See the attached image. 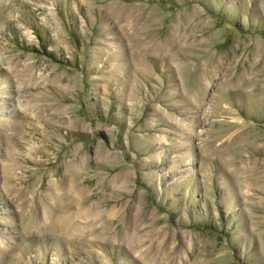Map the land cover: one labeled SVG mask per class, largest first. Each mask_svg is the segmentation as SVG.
<instances>
[{
    "label": "rangeland",
    "instance_id": "1",
    "mask_svg": "<svg viewBox=\"0 0 264 264\" xmlns=\"http://www.w3.org/2000/svg\"><path fill=\"white\" fill-rule=\"evenodd\" d=\"M134 245L264 264V0H0V264Z\"/></svg>",
    "mask_w": 264,
    "mask_h": 264
},
{
    "label": "bare ground",
    "instance_id": "2",
    "mask_svg": "<svg viewBox=\"0 0 264 264\" xmlns=\"http://www.w3.org/2000/svg\"><path fill=\"white\" fill-rule=\"evenodd\" d=\"M123 16L126 17L127 14L123 13ZM166 39H165L164 42H158V41L154 40L153 48L157 49V50H160V49L162 50V49H164V47H167V43H168L169 39L168 38H166ZM116 181L119 182L120 185H125L127 183V181H128L127 175L125 173H123L121 175H117V180ZM114 211L111 208L108 211L104 212V215L109 217L110 215H112L114 213ZM100 215H101V213H100ZM190 240H191V238H189V241ZM189 244L191 245V241H190ZM132 249L134 251H138L139 256H141V258L146 259V260L151 261V262H154V263L176 264V261H177V257L176 256H171L172 255L171 252H167V253H164V254H159L160 256L158 257L157 254H150L148 251L147 252H141L140 251L141 249L137 245L132 246Z\"/></svg>",
    "mask_w": 264,
    "mask_h": 264
}]
</instances>
